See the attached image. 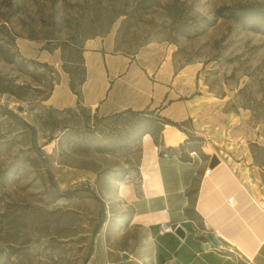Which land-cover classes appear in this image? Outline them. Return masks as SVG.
<instances>
[{"label":"rangeland","instance_id":"1","mask_svg":"<svg viewBox=\"0 0 264 264\" xmlns=\"http://www.w3.org/2000/svg\"><path fill=\"white\" fill-rule=\"evenodd\" d=\"M250 1L0 0V264H105L103 220L116 184L137 175L140 139L83 107L43 104L87 37L164 51L196 84L208 140L192 145L224 141L264 163V28L215 14ZM42 49L57 65L31 57Z\"/></svg>","mask_w":264,"mask_h":264},{"label":"crops","instance_id":"2","mask_svg":"<svg viewBox=\"0 0 264 264\" xmlns=\"http://www.w3.org/2000/svg\"><path fill=\"white\" fill-rule=\"evenodd\" d=\"M81 55L80 101L61 69L44 105L65 110L80 104L97 117L157 109L175 122L191 120L194 128L186 133L166 124L158 141L149 133L140 138L137 175L116 184L112 211L103 220L105 264H264V163L228 142L209 152L187 142L188 134L208 140L190 70L175 67L160 49L120 51L110 33L85 38ZM31 57L57 65L59 53L42 49ZM182 153L190 158L182 160ZM212 154L219 163L210 168ZM164 223L181 226L185 236L162 231Z\"/></svg>","mask_w":264,"mask_h":264},{"label":"trees","instance_id":"3","mask_svg":"<svg viewBox=\"0 0 264 264\" xmlns=\"http://www.w3.org/2000/svg\"><path fill=\"white\" fill-rule=\"evenodd\" d=\"M215 14L217 16L227 15L233 17L238 20L244 27H249L255 30L264 28V0H252L247 3L236 5H223L217 8ZM62 69L69 74L70 89L77 95L80 101L81 85L85 79V67L83 65L82 55H79V62L77 67L73 68L71 66H68L64 61L62 63ZM77 107L82 106L79 104ZM98 118L100 120L113 119L119 121V123L122 124L125 128L124 134L122 135V138L124 139H127L129 136L133 135L140 139L143 135L149 133L157 141L164 125H173L185 131L183 126L185 125V123L190 122V120L184 122H175L161 115L157 109L149 108L143 110L126 109L114 113L110 116ZM190 136L191 135L188 134L187 142H190L192 140ZM186 145V143L180 144L179 149L183 150ZM180 158L182 160H188L190 157L187 153H182L180 155Z\"/></svg>","mask_w":264,"mask_h":264},{"label":"water","instance_id":"4","mask_svg":"<svg viewBox=\"0 0 264 264\" xmlns=\"http://www.w3.org/2000/svg\"><path fill=\"white\" fill-rule=\"evenodd\" d=\"M21 109V108H19ZM219 163V158L217 157L216 154H212L209 158V161H208V166L210 168H213L215 167L217 164ZM174 233L177 234L179 237L183 238L185 236V232L183 230V228L181 226H176L175 229H174ZM207 238L208 240L213 244V245H217V241L214 239V237L212 236V234H208L207 235ZM123 257H127L126 254H123Z\"/></svg>","mask_w":264,"mask_h":264},{"label":"built area","instance_id":"5","mask_svg":"<svg viewBox=\"0 0 264 264\" xmlns=\"http://www.w3.org/2000/svg\"><path fill=\"white\" fill-rule=\"evenodd\" d=\"M209 172H210V168H206V169L204 170V174H205V175L208 174ZM231 200H232V197H229V198H228V201L231 202ZM175 227H176V226H171V225H168V224H166V223H164V224L161 225V229H162V231H170V232H173L174 229H175Z\"/></svg>","mask_w":264,"mask_h":264}]
</instances>
